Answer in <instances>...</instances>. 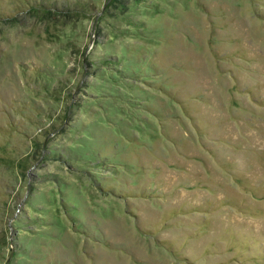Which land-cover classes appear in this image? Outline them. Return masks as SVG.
Returning a JSON list of instances; mask_svg holds the SVG:
<instances>
[{
    "label": "rangeland",
    "instance_id": "rangeland-1",
    "mask_svg": "<svg viewBox=\"0 0 264 264\" xmlns=\"http://www.w3.org/2000/svg\"><path fill=\"white\" fill-rule=\"evenodd\" d=\"M0 264H264V0H0Z\"/></svg>",
    "mask_w": 264,
    "mask_h": 264
}]
</instances>
